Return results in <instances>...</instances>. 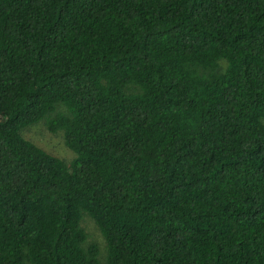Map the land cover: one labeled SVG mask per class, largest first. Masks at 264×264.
<instances>
[{
  "label": "trees",
  "instance_id": "1",
  "mask_svg": "<svg viewBox=\"0 0 264 264\" xmlns=\"http://www.w3.org/2000/svg\"><path fill=\"white\" fill-rule=\"evenodd\" d=\"M0 264H264V0H0Z\"/></svg>",
  "mask_w": 264,
  "mask_h": 264
},
{
  "label": "rangeland",
  "instance_id": "2",
  "mask_svg": "<svg viewBox=\"0 0 264 264\" xmlns=\"http://www.w3.org/2000/svg\"><path fill=\"white\" fill-rule=\"evenodd\" d=\"M23 135L47 150L58 154L67 162L72 161L76 157V153L66 145L63 132H51L43 121L23 129ZM82 226L88 234V242L97 243L102 252L101 256L104 258L106 255V240L94 219L90 216H85Z\"/></svg>",
  "mask_w": 264,
  "mask_h": 264
}]
</instances>
